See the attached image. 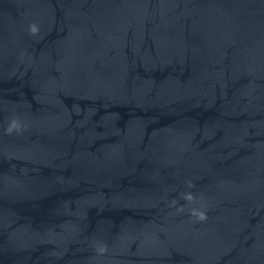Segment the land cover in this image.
Segmentation results:
<instances>
[{"label": "water", "instance_id": "water-1", "mask_svg": "<svg viewBox=\"0 0 264 264\" xmlns=\"http://www.w3.org/2000/svg\"><path fill=\"white\" fill-rule=\"evenodd\" d=\"M0 264H264V0H0Z\"/></svg>", "mask_w": 264, "mask_h": 264}, {"label": "clouds", "instance_id": "clouds-1", "mask_svg": "<svg viewBox=\"0 0 264 264\" xmlns=\"http://www.w3.org/2000/svg\"><path fill=\"white\" fill-rule=\"evenodd\" d=\"M38 32H39V29H38V27L35 24L30 26V33L32 35H37ZM17 128H18L17 123L15 121H13L12 124L6 129V133L7 134H11ZM189 187H193L191 182H189ZM184 199L187 200V201H193L194 200V196L191 193H189V194H186L184 196ZM181 211H182V208H181ZM192 214L195 215L196 217H198L199 221H204V220L207 219V216H206V214L204 212L194 211Z\"/></svg>", "mask_w": 264, "mask_h": 264}]
</instances>
